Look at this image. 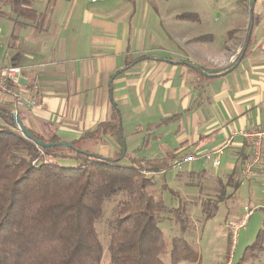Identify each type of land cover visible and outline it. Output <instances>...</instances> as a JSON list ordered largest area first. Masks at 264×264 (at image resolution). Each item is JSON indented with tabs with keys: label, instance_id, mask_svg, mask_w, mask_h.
Returning a JSON list of instances; mask_svg holds the SVG:
<instances>
[{
	"label": "crops",
	"instance_id": "1",
	"mask_svg": "<svg viewBox=\"0 0 264 264\" xmlns=\"http://www.w3.org/2000/svg\"><path fill=\"white\" fill-rule=\"evenodd\" d=\"M232 1L239 16L223 17V26L205 16L206 27L198 30L175 27L176 20L199 18L170 9L169 0H0V63L22 69L17 93L33 104L19 106L0 94V106L19 111L24 126L45 139L55 134L65 143L115 117L126 160L144 159L149 167L157 162L152 170L165 179L162 188L179 187V201L214 199L217 192L208 184L231 194L262 188L258 172L242 179L250 151L238 133L264 129V0ZM150 7L152 23L145 15ZM166 21L174 27H164ZM245 46L238 65L220 77L205 78L187 66L208 74L233 67ZM164 138L175 154L150 155ZM123 144L105 135L76 146L117 159ZM223 146L213 168L204 155ZM187 155L195 157L190 165L173 166ZM205 165L212 174L195 187L188 179L205 172ZM173 169L178 171L166 178Z\"/></svg>",
	"mask_w": 264,
	"mask_h": 264
},
{
	"label": "trees",
	"instance_id": "2",
	"mask_svg": "<svg viewBox=\"0 0 264 264\" xmlns=\"http://www.w3.org/2000/svg\"><path fill=\"white\" fill-rule=\"evenodd\" d=\"M241 4L249 6L244 1ZM187 64L197 73H207L204 68ZM12 113L0 106V264H164L160 256L166 253L167 243L159 224L166 207L149 191L154 180L146 177V173L153 172L148 161H127L122 151L115 160L78 152V142L99 140L105 135H112L122 145L115 117L69 143L74 150L38 147L21 134L11 119ZM16 113L22 122L21 113ZM28 130L43 143L61 142L55 134L45 139ZM58 157L74 158L80 164L61 166L56 162ZM111 203L112 210L104 220V248L95 225ZM218 203L217 199L207 204L205 220L214 217ZM169 213L181 234L168 243L170 264H199L197 250L183 238L193 226L186 202H179ZM255 251H264L261 235L244 251L240 262L249 260Z\"/></svg>",
	"mask_w": 264,
	"mask_h": 264
},
{
	"label": "rangeland",
	"instance_id": "3",
	"mask_svg": "<svg viewBox=\"0 0 264 264\" xmlns=\"http://www.w3.org/2000/svg\"><path fill=\"white\" fill-rule=\"evenodd\" d=\"M169 1L170 9L176 8L177 10L180 9L181 13L197 14L199 18V21L197 22H193L191 20L186 22H178L179 20H176L175 27L181 29L185 26H192V28L198 27V30H201L203 29V27H206V22L209 19H213L214 24L219 23L220 26H223L222 23L226 22L224 21L223 17L239 16L240 13V11H238L239 7L235 5L232 0ZM139 9L141 8L139 7ZM244 12L247 13V10H244ZM153 13L154 12H152V7L149 8L148 12L147 10H145V15L148 16L150 23H152L150 18L152 17L151 14ZM205 16H208V20L204 19ZM192 19H194V17H192ZM158 26L160 27V29H162V25L159 24ZM163 26H169L170 28L174 27L171 22L167 23V21L163 23ZM154 32L156 33L157 30H154ZM161 48H165L167 52L174 51V47L169 44H163L161 45ZM180 48H183V46H181ZM163 56L168 55L167 53H164ZM169 139H171V137ZM169 139L164 138L160 140L154 145V148H151L149 154L156 155L157 157L162 156L163 158H171V155L173 153V142H171ZM106 148L107 147L103 149L106 151ZM56 162L65 167H75L80 164V161L68 157H58ZM155 163L157 162H152L150 164L151 169L156 167ZM125 164L128 163L125 162ZM173 170L175 171H168L166 173V178L173 176L178 171L177 169ZM204 170L205 172L199 173L195 177L188 179V181L194 182L196 184L194 185L195 187H201L206 180H209L210 175L212 174V168H210L209 166L205 165ZM151 176L154 180V187L149 191L156 199H162L166 207L164 213L160 215V217L162 216V221L159 224V228L162 232L165 242L167 243V247L166 253L162 254L160 257L164 264H170L168 259V243L173 237L180 236L181 234L179 231V226L176 225L169 211L171 209L177 208L179 206V202H183L184 200L179 201V199L173 196V194L169 190H165L164 188H162V183L165 182V179H163L162 176H156V173L154 172L146 173V177ZM167 184L169 188L173 189L174 191L179 190V187H176L171 183ZM207 187L209 190H213L215 191V193L217 192L214 199L206 200L201 197L202 199L197 198L191 199L188 202L185 201L188 212L187 214L189 215L193 226L190 227L188 233H185L183 235V238L189 241L197 250L199 255V264H238L243 258L244 251L256 241L259 235H261L262 247L264 249V190L262 188H253L251 192L248 190H242V192H234L231 194L230 192L220 193L219 191L221 187L215 184H208ZM216 197H218L217 199L219 201L218 210L214 214L213 218L205 220V213L208 207L207 204L211 201L217 200ZM113 205V203L107 205L104 218L102 220H99L95 225L96 233L104 248L106 246V228L104 225V220L109 215ZM244 205H248L252 213L247 219L244 227L239 230L236 243L232 246L227 236L224 225L227 220L239 218L243 213L242 208ZM253 255L254 256L249 257V260H247L246 262H240L239 264H264V251L259 253L255 251Z\"/></svg>",
	"mask_w": 264,
	"mask_h": 264
},
{
	"label": "built area",
	"instance_id": "4",
	"mask_svg": "<svg viewBox=\"0 0 264 264\" xmlns=\"http://www.w3.org/2000/svg\"><path fill=\"white\" fill-rule=\"evenodd\" d=\"M21 75L22 69L20 67L4 65L0 63V94L13 98L16 105H24L30 108L33 104L25 102L23 103L22 99L17 93V89L20 85ZM238 134L245 140L250 151L249 160L243 167L242 179L248 180L253 177L255 172H258L261 179V186L264 190V129L255 127L251 129H243ZM223 150L224 146L219 147L214 152L205 154L204 158L210 162L213 168H217L220 164V156L222 155ZM194 160L195 157L193 156H183L177 162H175L173 166L180 169L183 165H190ZM242 212L243 213L239 218L227 220L224 225L232 246L236 243L239 230L244 227L247 219L252 213L248 205L243 206Z\"/></svg>",
	"mask_w": 264,
	"mask_h": 264
},
{
	"label": "water",
	"instance_id": "5",
	"mask_svg": "<svg viewBox=\"0 0 264 264\" xmlns=\"http://www.w3.org/2000/svg\"><path fill=\"white\" fill-rule=\"evenodd\" d=\"M252 24H250V29H251ZM249 37H250V31L248 33L247 39H246V43L249 42ZM246 46L243 49V52L241 54V56L239 57V59L237 60V62L234 64L233 67H231V69L235 68V66L238 65V63L240 62L241 58L244 55ZM187 66L191 69H196L195 67L187 64ZM230 69V70H231ZM229 71V70H228ZM227 71V72H228ZM199 74L202 75L205 78H217L222 76L224 73H218V74H208L204 71H199ZM21 83V81H20ZM11 119L13 120V122L15 123V125L18 127V130L21 132V134L26 137L27 139L33 141L38 147L41 148H51V147H64V148H73L72 145H70L69 143H65V142H59V143H43L39 140H36L31 133L29 132V130L22 124L21 120L19 119L17 113H12L11 115ZM74 149V148H73ZM75 150V149H74ZM77 151V150H76ZM81 154H85V152L83 151H78ZM125 154V146L123 144V149H122V156Z\"/></svg>",
	"mask_w": 264,
	"mask_h": 264
}]
</instances>
